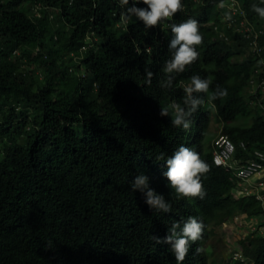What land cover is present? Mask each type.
Here are the masks:
<instances>
[{"label":"trees","instance_id":"trees-1","mask_svg":"<svg viewBox=\"0 0 264 264\" xmlns=\"http://www.w3.org/2000/svg\"><path fill=\"white\" fill-rule=\"evenodd\" d=\"M221 1L182 0V12L149 29L135 18L123 25L118 0H0V264H176L171 245L152 237L163 239L190 216L205 228L182 264H217L205 244L239 214L260 219L242 253L264 264V200L238 197L233 171L213 162V120L235 143L236 160L264 149V116L245 94L256 62L235 60L241 39H215ZM240 1L264 23L252 10L261 0ZM188 18L199 21V59L173 74L171 88L161 87L171 58L167 24ZM196 74L211 80L209 94L220 85L228 95L209 110L208 94H197L205 105L185 131L160 107L183 104V87ZM182 144L210 167L201 178L203 199L177 197L162 174L166 163L156 159ZM140 173L170 213L150 209L132 191Z\"/></svg>","mask_w":264,"mask_h":264},{"label":"clouds","instance_id":"clouds-1","mask_svg":"<svg viewBox=\"0 0 264 264\" xmlns=\"http://www.w3.org/2000/svg\"><path fill=\"white\" fill-rule=\"evenodd\" d=\"M196 1L200 2L202 0ZM226 1L227 0H222L221 2H219L218 20L212 22L213 29L216 32L215 39L227 43H232L234 42L233 37H236L243 41V43L242 41L240 42L242 43L243 51L247 53L246 59L250 58L256 62L253 74L250 77L251 79L255 75V71L259 67L263 56L255 58V56L252 55L248 50L247 40L242 35L233 32L231 29H229L223 24L222 19L224 9L222 5ZM237 1L241 4L243 10L246 13L247 18L251 22L255 23L257 26L264 27L263 23L261 24L258 23L256 20L251 19L242 2L240 0ZM118 3L119 7L122 9V11L120 12V21L123 25L127 26L131 24L133 22V19L135 18L136 21H142L143 25L149 29L158 27L162 23L171 21L177 13L182 12L185 8L182 0H132V6H129V0H118ZM140 3L146 5V7H137L136 5ZM261 4H264V0H261ZM252 10L261 19H264V6L254 4L252 5ZM167 27L171 31V39L168 44L169 50L171 52V58L164 62V67L162 70L166 74V79L161 82V87L171 88L173 85V80L175 78L173 74L183 73L186 68L190 67L199 59L200 53L197 51V48L198 46L202 45L203 36L200 32L199 21L193 18H188L178 24L168 23ZM216 27H218V29H216ZM221 33H223L224 36H222ZM163 38H165V36H163ZM261 44L264 45V38L261 39ZM136 51L137 54L140 53L139 48H137ZM147 51L150 53L152 51V48L149 47ZM145 73L148 82L150 83L151 78L153 77V72L146 68ZM190 80L191 83L183 87V104L172 101L166 106L160 107L159 113L162 117L170 116L172 126L176 128H182L185 131L191 128L193 123L192 117L194 116V114L198 111L201 106L205 105V99L197 94H208L207 107L209 110L215 109V100L226 97L228 95L227 89L221 87L220 85H217L215 89H213V91L209 94L211 80L207 78L202 79L198 74L193 75ZM249 80L248 87L245 92L246 97L250 99V104L256 107L260 114H262L260 109V102L256 100L254 103H252V101H254L255 99L253 98V96H250L249 93ZM262 102L264 103V100H262ZM219 135L226 134L221 132L213 140V162L215 152V140ZM235 153L230 162V168H226L223 166L218 167L233 171L238 182L237 187L235 189V194L238 197L249 196L255 192H253V190L247 186V183L250 180L248 182H242L237 178L236 167H238L244 162L236 160ZM156 159L163 160L166 163L167 170L164 171L162 174L164 177L167 178L170 188L175 191L177 197L188 199L204 198L206 193L204 191L201 178L210 171V167L208 163L201 158L198 152L194 151L191 147H187L182 144L178 146V148L172 153L171 156L165 157V154L161 153L159 156L156 157ZM256 177H264V170L259 175H256L253 178ZM130 187L132 191H139L145 196V203L149 206L150 209H154L157 212H171V204L165 200V197L163 195L157 194L155 190L149 186V177L146 174L140 173L136 175L132 180ZM242 187H248L250 193L245 196L239 195L238 191ZM259 198L263 199L261 195L259 196ZM240 216L243 215H237L235 217L236 220H238ZM204 228L205 225L202 220H198L196 217L190 216L186 220L174 222L169 228L168 234L163 239H160L156 236H153L152 239L157 244H170V250L175 256L176 264H182L189 252L190 244L202 239ZM201 251L202 249L200 248L196 249L197 253ZM241 255L246 261L244 262L240 259H237L235 261H241L243 264H250L244 254L242 253Z\"/></svg>","mask_w":264,"mask_h":264},{"label":"built area","instance_id":"built-area-1","mask_svg":"<svg viewBox=\"0 0 264 264\" xmlns=\"http://www.w3.org/2000/svg\"><path fill=\"white\" fill-rule=\"evenodd\" d=\"M222 7L224 9L223 24L247 40L248 50L255 58L263 56L259 67L255 71V75L249 80V93L255 99L252 103L256 100L260 102L261 113L264 115V103L262 102L264 100V45L261 44V39L264 38V27L257 26L251 22L237 0H227L223 3ZM221 35L224 36L223 33ZM241 147L245 150L247 148L246 143L242 142ZM235 150V144L227 135H219L215 140V164L230 168V162ZM263 170L264 149L255 150L250 159L236 167V176L240 181L248 182ZM249 193L250 190L248 187H242L238 191V194L241 196L248 195ZM235 259L246 261L242 255L237 256Z\"/></svg>","mask_w":264,"mask_h":264},{"label":"rangeland","instance_id":"rangeland-1","mask_svg":"<svg viewBox=\"0 0 264 264\" xmlns=\"http://www.w3.org/2000/svg\"><path fill=\"white\" fill-rule=\"evenodd\" d=\"M53 19L54 16H52V20ZM240 49V53L235 56V60L237 62L244 61L247 58V53L243 51L242 48ZM68 59L70 60L71 58L69 57ZM35 74L39 75L40 78H43L41 69H38L37 67ZM221 130L222 124L213 120L210 125V132L214 135V137L221 133ZM3 139L5 138H2L0 135V149L2 147ZM248 183L247 186L250 187L253 192L261 195L264 199V177L253 178ZM258 220H260L258 217H253L245 221L243 216H240L238 220L235 218V221L220 225L215 230V235L212 236L205 244V248L208 245L214 248V254L212 255L213 260H216L217 264H237V261H235L237 259L235 258L242 254L243 249L247 247L248 244L245 237L247 234L254 231Z\"/></svg>","mask_w":264,"mask_h":264}]
</instances>
